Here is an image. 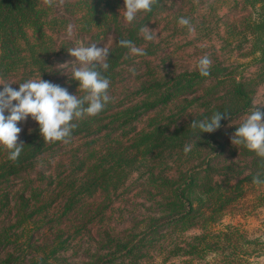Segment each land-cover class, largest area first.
<instances>
[{"label":"trees","instance_id":"trees-1","mask_svg":"<svg viewBox=\"0 0 264 264\" xmlns=\"http://www.w3.org/2000/svg\"><path fill=\"white\" fill-rule=\"evenodd\" d=\"M121 2L75 0L69 4L70 16L78 13L72 21L77 23L80 32H89L94 39L115 36V43L109 48V68L101 70L110 84L114 80V70L130 52L128 48L119 46L118 40L128 39L139 46L142 43L140 27L163 4V0H157L151 12H139L131 24L125 25L116 10ZM247 6L251 7L249 14L240 18L235 26H228V35L237 34L239 44L250 37L251 48L264 78V0H242V7ZM63 21L62 17L52 14L43 0H0V77H16L19 83L33 74L45 78L54 63L53 56L63 49V44L58 45L53 37L60 31L56 27ZM151 52L150 48H145L146 54ZM223 71L224 67L213 65L208 76L194 70L177 74L168 81L153 78L136 90L134 103L124 106L121 101L118 108L122 109L114 112L107 123L97 118L103 110L95 116L85 114L73 119L76 127L70 138L76 135H92L94 138L84 144L85 151L81 156H74L72 172L83 171L84 174L78 185L66 181L70 195L63 200L60 214L74 210L85 196L98 193L108 197L124 182V174L134 167L143 169L144 181L153 189L149 192L155 191L159 195V214L150 218L143 236L136 241L123 238L111 243L109 247L112 250L106 255H93L91 264L105 261L139 264L136 254L158 243L162 236L166 237L164 240L169 239L165 246L169 254L178 258L168 264H251L253 257L264 253L263 238H249L241 225L222 223L229 208L238 206L246 185L264 184L253 182L257 173L264 181V160L244 145H233L231 136L226 133L230 120L250 113L256 107L252 102V79L236 78ZM194 92L199 96L191 101L201 100L203 110L189 114L191 116L185 114L184 120L172 128L171 123L176 120L160 124L164 119L162 112L169 104ZM83 95L84 92L78 97ZM185 107L180 106L175 114L183 113ZM151 111L156 113L148 118L147 126L136 130V122ZM215 112L227 113L229 117L220 121V128L199 134L198 129L191 128V121L210 118ZM30 134L27 140H22L23 150L14 162L8 159V150L0 146V264H53L59 252L68 247L61 237L43 245L35 244L32 239L34 229L57 221L47 219V212L40 219L36 218L49 204L42 201L45 196L43 189L27 181V196L21 193L20 200L14 202L4 190L3 184L10 177L27 171L38 157L59 142H45L39 125ZM224 135L227 137L221 139ZM122 138H128L127 146L121 142ZM188 144L193 147L185 154L184 147ZM235 153L237 158L230 159ZM168 160L174 165L171 174L165 170ZM60 184L61 180L56 182V185ZM253 197L256 205L264 206V192ZM11 210L14 213L9 218L10 222H5ZM188 228H196L198 232L190 236L181 235L179 239L176 237Z\"/></svg>","mask_w":264,"mask_h":264},{"label":"rangeland","instance_id":"rangeland-1","mask_svg":"<svg viewBox=\"0 0 264 264\" xmlns=\"http://www.w3.org/2000/svg\"><path fill=\"white\" fill-rule=\"evenodd\" d=\"M74 1L54 0L53 5L48 6L52 14L62 17L64 20L62 24L56 27L60 31L54 33L53 36L58 45L63 44V49L53 56L54 63L48 75L45 78L40 77L59 84L67 88L69 93L79 96L83 92L78 88V81L71 78V66L66 68L62 66V64L71 63L75 60V57H72L67 50L79 46L81 43L85 45L98 43L100 44L98 46L110 48L115 43V36L112 34L94 39L90 37L89 32H80L77 23L72 21L78 13L75 12L70 16L71 7L69 4ZM123 6L122 0L116 10L120 12L123 23L129 25L123 18ZM250 10L251 7L249 6L242 7V0H163V4L157 13L145 23L156 32V38L153 41H145L140 34L142 43L137 46L143 49L150 48L152 52L143 56L132 55L129 52L128 58L114 70V80L108 90L111 97L110 104L97 118H100L101 122L107 123L114 112L122 109L118 108L122 105L121 101L124 102V106L131 104L130 102L136 97L134 95L136 90L150 79L157 78L168 81L182 72L198 70V61L205 55L211 59V66L224 67L223 72L236 78L252 79L253 105L263 108L264 78L261 75L262 69L257 61L258 58L251 48L250 37L247 38V41H242L239 44V39H236L237 34H232L231 37L228 35L229 27L235 26L240 18L249 14ZM181 17L187 18L190 24L188 26L179 25L178 20ZM66 19L69 20L66 21ZM69 24L73 25L71 36L67 35ZM236 29L239 28L236 27ZM129 69L135 71L132 72ZM37 78L39 76L33 74L29 79ZM0 83H13L11 87L17 89L19 87L16 77H0ZM2 88L3 85H0V90ZM195 93H190L189 97L183 99L180 96L174 100L176 102L169 104L162 112L161 116H164V119L160 124H164L168 120H176L171 123L172 128L184 118L185 114H194L203 110L200 105L201 100L191 101L199 96L198 93ZM188 102L190 104L187 105ZM180 106H186L184 112L178 113L180 115L175 114L180 110ZM155 113L156 111H151L143 114L136 122V130L146 127L148 118L153 117ZM5 114L7 115V112ZM248 114L243 113L238 118L230 120L226 127L228 136L235 132L236 127ZM171 115L172 117H170ZM37 125L31 116L24 121L17 122V126L21 128V132L18 134L19 141L27 140ZM226 137L224 135L220 138ZM92 138H94L92 135L87 137L76 135L69 138L67 143L59 141L57 145H53L49 152L38 157L31 168L17 177H10L3 184L4 190L12 197V202L19 201V194L21 193L27 196V181H30L29 184L32 186L44 190L45 196L42 201L46 200L44 202L49 204L46 210L44 207L43 211L36 215V218L40 219L47 212V219H56L57 221L49 222L34 229L32 239L38 245H43L44 242L54 240L56 237L57 240L61 237L66 241L67 249L59 252L56 260L52 262L53 264H91L93 255H106L109 250H112L109 247L111 243L123 238L136 241L142 237L143 232L151 222L150 218L159 214L158 193L149 192L150 189H153L151 185L145 183L144 174L141 173L143 169L138 170L135 167L131 172L124 174V182L111 194L109 193L108 197L98 193L85 196L74 210L64 215L60 214L63 210V200L65 201L70 195L69 188L65 185L66 181L75 182V185H78L84 174L83 171L72 172L74 156H81L85 151L84 144ZM121 142L127 146L128 138H122ZM229 158L236 159L237 153ZM167 162L165 170L166 173L171 174L174 165L171 160ZM60 180L62 184L56 185V182ZM258 192H264V184L261 186L246 185L238 206L229 208L222 219V223L241 225L240 227L246 231L249 238L261 237L264 239V206L256 205V202L253 201V196ZM13 213L14 210H11L5 222H10L9 218ZM220 226L219 224L218 227ZM196 232L198 229L188 228L182 234H176V237L179 239L181 235L190 236ZM165 238L164 236L159 238L158 243L163 242L162 245L156 243L142 249L139 253L141 255L136 254L139 264H168L177 260L178 258L169 254L165 247L169 241V239L164 240ZM116 260L118 258H115ZM117 262L107 263L105 261L102 264H117ZM251 264H264V253L258 257H253Z\"/></svg>","mask_w":264,"mask_h":264},{"label":"clouds","instance_id":"clouds-1","mask_svg":"<svg viewBox=\"0 0 264 264\" xmlns=\"http://www.w3.org/2000/svg\"><path fill=\"white\" fill-rule=\"evenodd\" d=\"M54 0H43L44 5L52 6ZM62 2V0H61ZM124 20L131 24L139 12H151L157 0H123ZM179 25L188 26L190 21L181 17ZM191 30V29H190ZM145 41H153L157 34L147 25L139 29ZM73 33V25L67 26V35ZM98 43H81L79 46L67 51L75 60L62 64L65 68L71 66V78L78 81V88L85 95L78 97L69 93L68 89L48 80L28 79L19 83V87L13 88V83H0V146L8 150L10 161L18 160L24 143L19 141L21 128L17 122L26 120L29 116L39 125V132L45 142L62 141L67 143L72 130L76 127L72 123L74 118L85 114L98 115L110 102L108 94L110 80L102 74L101 70L109 68L107 63L110 49L106 46H98ZM118 45L128 48L132 55H145V49L137 47L131 40L120 39ZM212 61L205 55L198 61V70L202 76L210 74ZM134 72V69H129ZM87 104V107L84 105ZM7 112V115L5 114ZM229 118L227 113L215 112L210 118L200 121H191V128L200 132L211 133L221 127L220 121ZM199 136V135H198ZM233 145H244L254 151L264 160V111L261 106L255 107L236 127L231 135ZM192 144L185 145L184 152L191 151ZM256 184L264 183L257 173L253 177Z\"/></svg>","mask_w":264,"mask_h":264}]
</instances>
